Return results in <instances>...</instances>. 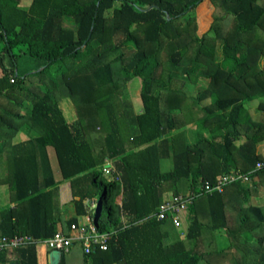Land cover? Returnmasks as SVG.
Masks as SVG:
<instances>
[{
	"label": "trees",
	"instance_id": "16d2710c",
	"mask_svg": "<svg viewBox=\"0 0 264 264\" xmlns=\"http://www.w3.org/2000/svg\"><path fill=\"white\" fill-rule=\"evenodd\" d=\"M202 1L0 0V185L12 203L0 205V235L46 238L79 216L115 232L106 250L85 254L74 243L52 262L43 245H26L0 252V264H264V212L252 202L264 187V167L255 168L264 140V0H209L212 22L199 36ZM22 54L37 69L19 75ZM136 76L137 113L120 102ZM188 126L208 136L188 142ZM231 170L248 181L194 198L185 234L166 241L163 224L174 225L150 216L165 195L178 194L182 178L189 190ZM70 203L75 215L66 219Z\"/></svg>",
	"mask_w": 264,
	"mask_h": 264
},
{
	"label": "built area",
	"instance_id": "2783aa9c",
	"mask_svg": "<svg viewBox=\"0 0 264 264\" xmlns=\"http://www.w3.org/2000/svg\"><path fill=\"white\" fill-rule=\"evenodd\" d=\"M10 81L13 82L12 79ZM262 167H264V159L259 161L255 168ZM103 171L107 175H111L114 172L110 158H105ZM248 179V173L231 170L219 176L213 183L204 181L197 184L195 188H190L185 193L171 194L165 197L158 206L157 212L150 216H154L157 220L169 219L175 227H180L186 222V213L194 198L202 193H220L226 185L235 182L244 183ZM114 235V231L99 232L88 217L86 223L71 224L66 233L57 230L46 238H37L27 234L0 235V252L26 245H43L50 251L51 258L55 259L56 255L69 253L74 243L80 244L85 254L96 250H106L109 241Z\"/></svg>",
	"mask_w": 264,
	"mask_h": 264
},
{
	"label": "rangeland",
	"instance_id": "374dc122",
	"mask_svg": "<svg viewBox=\"0 0 264 264\" xmlns=\"http://www.w3.org/2000/svg\"><path fill=\"white\" fill-rule=\"evenodd\" d=\"M25 1H29V0H25ZM206 2L208 0H205ZM201 2L200 4H198V7H196L195 10V15H196V20H195V29H196V33L200 36L202 35L204 32L208 31L210 24L212 22V10L210 6H207L206 2ZM21 6H26V3L22 2ZM212 6V5H211ZM218 57L220 58V54L217 53ZM261 64H264V58L261 60ZM37 61L27 55L22 54L20 57H18L17 59V73L19 75L23 74L24 72L27 71H32L34 69H37ZM140 88H141V78L136 76L134 78H132L130 81H128L125 85V87H123V89L120 92V102L124 103V102H128L132 105L133 108V112L137 113L140 112L141 108H142V102L139 96V92H140ZM185 90L189 93V94H194L195 90H196V86L192 85V84H187L185 86ZM63 114L66 118L67 121H73L76 119V111H75V107L72 103V101L68 98H63L60 103H59ZM193 127H188L187 129V134H186V139L188 142H193L196 137H207L208 136V132L200 129L199 130V134L195 137V133H194V128ZM261 147V146H260ZM171 168V161L170 160H163L161 163V169L163 171H167L168 169ZM105 177H108L107 174H104ZM188 183L189 180L182 178L178 181L176 187L180 192H184L185 189L188 187ZM261 192L264 191V189L261 188ZM259 194L261 195V193L259 192ZM117 200H119V197L117 198ZM253 202L255 204H258L262 207L263 212H264V201L262 199H260L259 195L257 197H253ZM66 206V205H65ZM63 209V215L64 216H68L70 213H74V207L73 204L68 207H65ZM88 209L89 212L92 211L91 207V203H88ZM65 218V217H64ZM78 221H80V223H86L87 220L84 218V216H79L78 217ZM163 227L167 230L168 232V238L166 241H172L173 239H176L177 237H181L185 234L186 231V225L183 224L180 227H174L169 223H165L163 224ZM219 242L221 244H225L226 243V238L223 235H219ZM13 249H6V251L10 252ZM55 259H52V262H55Z\"/></svg>",
	"mask_w": 264,
	"mask_h": 264
},
{
	"label": "crops",
	"instance_id": "0c3cea01",
	"mask_svg": "<svg viewBox=\"0 0 264 264\" xmlns=\"http://www.w3.org/2000/svg\"><path fill=\"white\" fill-rule=\"evenodd\" d=\"M205 1V0H204ZM203 1V2H204ZM206 2V1H205ZM207 4V6H210L211 7V9H213V7L211 6V4H210V2H209V0L206 2ZM198 7V6H197ZM207 102H209V99H207V100H204V103H207ZM258 105V101L257 100H252L251 102H249L248 103V106L250 107V108H256V106ZM252 113L253 114H255L256 112H254V111H252ZM188 127H192V126H188ZM188 127H187V129H188ZM193 129V128H192ZM195 130V129H194ZM194 133H195V131H194ZM26 137V132L25 131H23V132H20V133H18L15 137H14V140H13V142H19V141H22L24 138ZM261 146V147H260ZM257 151H258V153H260L261 155H262V159H264V140L262 141V142H260L259 144H258V146H257ZM240 171V170H239ZM242 172V171H241ZM261 188L262 189H264V187H261V186H259V192L261 193V195L260 194H258L259 195V197H260V199H262L263 201H264V191L263 192H261L262 190H261ZM188 190V187L185 189V191L184 192H179V193H185L186 191ZM172 193L171 192H168L165 196L166 197H168V196H170ZM257 195V196H258ZM257 196H255V197H257ZM252 202H253V197H252ZM254 203V202H253ZM6 204H10V205H12V203H10L9 202V199H8V187H7V185L6 184H1L0 185V205H6ZM255 204V203H254ZM71 206L72 205V203H70V204H67L65 207H68V206ZM258 205V204H257ZM74 211V210H73ZM75 214L74 213H70L68 216H64L66 219L67 218H69V217H72V216H74ZM84 218L87 220V218H88V216H84ZM78 223H80V221H78ZM185 225H186V227H187V223L185 222ZM51 257V256H50ZM51 260H52V258H51Z\"/></svg>",
	"mask_w": 264,
	"mask_h": 264
},
{
	"label": "water",
	"instance_id": "95a60500",
	"mask_svg": "<svg viewBox=\"0 0 264 264\" xmlns=\"http://www.w3.org/2000/svg\"><path fill=\"white\" fill-rule=\"evenodd\" d=\"M151 7H152V6H150V8H151ZM51 256H52V255H51ZM55 257H56V258H55V260H56V259L59 257V255H56ZM53 259H54V258H53Z\"/></svg>",
	"mask_w": 264,
	"mask_h": 264
}]
</instances>
